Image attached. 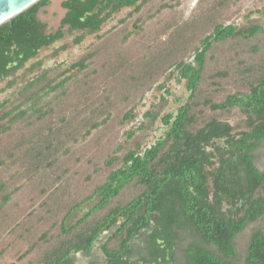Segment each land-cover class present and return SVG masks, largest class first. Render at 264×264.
<instances>
[{"label": "trees", "instance_id": "1", "mask_svg": "<svg viewBox=\"0 0 264 264\" xmlns=\"http://www.w3.org/2000/svg\"><path fill=\"white\" fill-rule=\"evenodd\" d=\"M146 1L64 0L61 6L66 9V14L58 29L50 33H45V25L37 18L38 11L47 6L49 0L36 1L0 25V79L33 57L40 47L62 38L64 26L69 30L96 32L119 8L134 7L128 14L132 16L140 12ZM98 4V11L93 12ZM213 18H216L213 7L208 15L199 13L184 25L185 36L178 37V42L175 40L166 54L157 61L150 59L139 66L141 78L157 77L175 66L177 79L186 81L189 92L186 101L175 112L160 116L166 128L164 134L144 149L140 148V143H135L120 155H117L119 147L108 154L99 171L105 173L103 179L89 177L87 181L90 179L93 187L82 199L58 201L52 212L56 217L52 223L46 222L40 239L36 233L45 224L39 228L32 225L15 234L27 239L30 247L40 248L34 264H69L70 253H88L100 232L113 224L122 212V223L100 246L105 256L116 264H126L120 259L129 253L131 239L149 225L151 212L160 215L158 227L170 229L172 225L188 224L205 242L214 245L219 255L190 244L186 252L191 264H235L230 260L236 257L235 235L264 213V168L255 166L252 155L264 138V59L249 61L246 57L258 52L252 41L258 39L262 27L257 23L237 27ZM208 23V30L202 28V24ZM192 34L196 40L185 45ZM79 40L77 37L76 42ZM228 42L245 44L248 51H241L237 63L232 60L235 63L232 73L227 69L209 70L208 73L211 54ZM189 53H192V59L187 61L185 57ZM90 58V54L84 55L69 69H86ZM229 77L235 91H227L223 86L222 81ZM45 78L46 83L37 87ZM68 78L65 76L53 85L54 80H48L46 72L24 85L18 103L13 107L0 104V138L11 133L17 124L33 127L30 119L42 121L50 116L53 113L50 99L45 107L35 106V102L41 95L66 94L64 84ZM208 79L211 80L209 87L205 85ZM165 103L166 99L161 98L160 104L146 111L144 117L150 124L141 123L138 129L144 131L151 126ZM23 104L27 106L22 108ZM233 109H237L243 119L234 123L226 119ZM110 115L107 112L103 120L84 126L82 139L104 125ZM133 117L130 109L119 122L122 124ZM52 130L54 138L50 139ZM64 132L49 129V133L39 130L28 136L21 134L13 145L17 154L11 157H26L22 162L26 159L28 165L24 168L20 165L15 173L26 169L38 174L57 163L59 155L55 141ZM134 135V131H129L128 139ZM8 165L7 161H0V167ZM6 189V183L0 181V212L10 200ZM87 201L93 204L70 224L68 218ZM5 223V219H0V229L9 226ZM172 242V237L165 241L167 245ZM246 260L250 264H264V230L250 235Z\"/></svg>", "mask_w": 264, "mask_h": 264}, {"label": "rangeland", "instance_id": "2", "mask_svg": "<svg viewBox=\"0 0 264 264\" xmlns=\"http://www.w3.org/2000/svg\"><path fill=\"white\" fill-rule=\"evenodd\" d=\"M62 1L49 0V4L37 14L38 19L46 23L48 31L59 25L64 13ZM211 7L215 11L216 18L213 19L224 24L233 23L237 27H247L250 23L260 24L262 32L258 39L252 41L258 52L247 54L246 57L249 61L264 59V0H147L140 12L132 16L128 14L134 7H123L114 12L98 32H68L65 27L62 39L41 48L36 57L10 77L8 81L14 80L13 84L8 86L7 80L0 82V102L7 99L4 106L13 107L18 103L24 85L41 74L47 72V79L54 80L53 85L69 76L64 84L66 94L41 95L35 102V106L45 107L46 101L50 99L53 107L50 116L42 121L30 119L33 127L17 124L11 133L0 138V161L4 160L9 164L0 167V181L6 183V192L10 194L9 202L0 212V219H5V225L9 224L4 230L0 229V264H34L41 250L38 246L30 247L31 243L27 239L16 236L18 230H28L32 225L39 228L45 224L36 233V237H41V231L46 229V222L52 223L56 217V213L52 215V212L58 201L82 199L93 187L90 179L87 181L89 177L103 179L105 173L101 174L99 171L103 169V162L108 154L119 147L117 155H120L135 143H140V148L144 149L164 134L166 128L163 127L160 116L175 112L186 101L189 94L186 81L177 79L175 66L156 75L157 77L147 75L143 78L138 74L141 72L139 66L150 59L157 61L166 54L175 40L178 42V37L185 36L184 25L193 21L199 13L208 15ZM201 26L208 30L209 23ZM80 35L83 38L76 43L75 39ZM194 38L192 34L185 45L194 43ZM243 49L247 52V45L242 46L239 42H228L218 47L210 56L211 67L208 73L209 70L212 72L221 71L220 69H227L232 73L235 65L232 60L237 63ZM86 54L91 55L86 69H69L72 63ZM191 59L192 53H189L185 60ZM153 77L155 78L152 79ZM210 81L208 79L205 85L211 86ZM45 83L46 78L37 87ZM222 83L227 91L236 90L230 77ZM161 98L166 99V103L161 104L159 117L144 131L139 130L141 123L146 126L150 124L144 113L160 104ZM28 104L31 105L30 102ZM26 106L23 104L22 108ZM130 109L133 110L134 117L121 124V117ZM107 112L111 114L110 119L82 139L84 126L103 120ZM61 119L66 122L60 121ZM226 119L234 123L243 119V115L233 109ZM49 129L65 131L55 141L59 161L38 174L32 173L33 170L25 171L26 169L16 174L20 165L24 168L28 161L25 159L22 162L26 157L19 155L11 157L17 154L13 147L15 142L21 134L28 136L31 133L37 134L39 130L49 133ZM131 130L135 135L128 139V132ZM53 138L54 132L50 136V139ZM252 155L255 166L258 169L264 168V138ZM92 204L91 201L83 203L74 210L68 222L74 224ZM257 230H264V213L248 222L235 235L233 244L236 257L230 259L235 264H250L246 260L247 246L250 235ZM190 242L219 255L213 246L206 245L185 232L176 251L177 259L183 256ZM94 251L101 252L96 248ZM89 261L98 264L99 258L91 256ZM89 261L86 257L77 259V256H72V264H89Z\"/></svg>", "mask_w": 264, "mask_h": 264}, {"label": "flooded vegetation", "instance_id": "3", "mask_svg": "<svg viewBox=\"0 0 264 264\" xmlns=\"http://www.w3.org/2000/svg\"><path fill=\"white\" fill-rule=\"evenodd\" d=\"M99 7H100V4H98L95 7L97 9L96 12L98 11ZM121 8H123V7H121ZM121 8H119L118 10H120ZM113 13H111V15ZM65 14H66V9H64V13H63V16L61 17V19L64 17ZM109 18L110 17H108L102 23V25ZM41 22L45 25V33L46 32L50 33V32L56 31L60 25V21H59V25L56 29L48 31L46 23H44L43 21H41ZM102 25H101V27H102ZM65 27H66L68 32L75 31V30H69L67 26L63 27V31H64ZM101 27H100V29H101ZM76 30L94 33V32H91L87 29H76ZM98 31H96V32H98ZM64 35H65V32H64ZM77 37H80V40L76 42V39H75V42L76 43L81 42L83 37L81 35L77 36ZM62 38H60V39H62ZM60 39H57V40L51 42L47 46L44 45V46L40 47L33 57L28 58L19 68L12 71L6 77L0 79V82L4 81V80L8 81L10 79V77H12L17 70L22 68L29 60L36 57L41 48H44V47L46 48V47L50 46L51 44H53L54 42H56ZM13 82H14V80L8 81V86L13 84ZM7 101L8 100L6 99V100L0 102V104L6 103ZM159 217H160V215L157 212H151L150 213L149 225L146 228H141L137 232V234L131 239V241H130L131 249H130L128 254L122 256L120 261L124 259L126 261V264H191V262L188 258V254L186 252V249L188 248V246L190 244H196L195 242H190L189 244H187L183 256L180 259L176 258L177 257L176 251H177L181 236L185 232H187L189 235H191L193 237L198 238L200 241H202V243H205L206 245H211L214 247V245L212 243L205 242L197 232H194L189 227L188 224L182 225V226L172 225L170 229L158 227L157 222H158ZM122 221H123V212L118 215V218L114 220L113 224L107 225L108 228L105 227L104 230L102 232H100V234L98 235L97 239L94 241L93 246L88 253H83L81 251H75V252L70 253L69 258H71V262L69 264H72V256H74V255L77 256V259H79L80 257H84V258L86 257L88 261H89V257H91V256L98 257L99 258L98 264H116V262H114V260H111L110 258H107L105 256V254L100 250V246L104 242V240L107 238L108 235H111L114 233V231L118 228V226L122 223ZM169 237H172L173 242L171 245H167L165 243L166 239ZM196 245H198V244H196ZM95 248L99 249L101 252L98 251V253H95V251H94ZM204 249L208 250L207 248H204ZM208 251H210V250H208ZM210 252H212V251H210ZM212 253H214V252H212ZM89 264H92V261H89Z\"/></svg>", "mask_w": 264, "mask_h": 264}, {"label": "water", "instance_id": "4", "mask_svg": "<svg viewBox=\"0 0 264 264\" xmlns=\"http://www.w3.org/2000/svg\"><path fill=\"white\" fill-rule=\"evenodd\" d=\"M38 0H0V25ZM96 8L93 12H96ZM90 14V13H87ZM85 14V16L87 15ZM108 228V226H106Z\"/></svg>", "mask_w": 264, "mask_h": 264}]
</instances>
